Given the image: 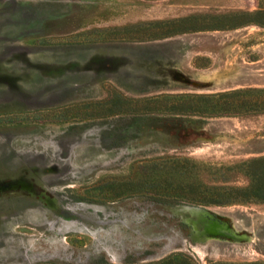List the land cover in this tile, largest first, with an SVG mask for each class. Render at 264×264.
Returning a JSON list of instances; mask_svg holds the SVG:
<instances>
[{"label":"rangeland","instance_id":"1","mask_svg":"<svg viewBox=\"0 0 264 264\" xmlns=\"http://www.w3.org/2000/svg\"><path fill=\"white\" fill-rule=\"evenodd\" d=\"M0 264H264V0H0Z\"/></svg>","mask_w":264,"mask_h":264},{"label":"trees","instance_id":"2","mask_svg":"<svg viewBox=\"0 0 264 264\" xmlns=\"http://www.w3.org/2000/svg\"><path fill=\"white\" fill-rule=\"evenodd\" d=\"M249 94V93H248ZM247 92H231V93H220L216 95H210L206 97H196L197 100L202 101L203 103H208V106L212 108L209 111H206L204 109H199L198 106L195 107V109L192 111L193 113L198 114H215L220 112H231L233 110H242V111H250L255 110L254 108H257V103H251L249 100V97L246 96ZM228 99H235L234 103L233 101H230ZM259 107H262L259 105Z\"/></svg>","mask_w":264,"mask_h":264},{"label":"bare ground","instance_id":"3","mask_svg":"<svg viewBox=\"0 0 264 264\" xmlns=\"http://www.w3.org/2000/svg\"><path fill=\"white\" fill-rule=\"evenodd\" d=\"M20 223L22 222V220L21 221H19ZM41 222V221H40ZM16 223H17V221H16ZM24 226V225H23ZM24 227H26V226H24ZM38 229V228H37ZM20 235V237H23V238H28V239H30L31 237H33V236H29L28 234H25V233H23V234H21V233H19ZM7 235V234H6Z\"/></svg>","mask_w":264,"mask_h":264}]
</instances>
